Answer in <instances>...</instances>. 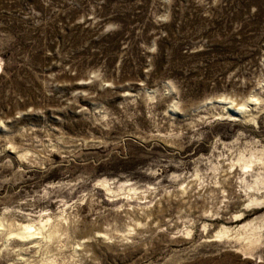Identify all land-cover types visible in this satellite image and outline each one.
Returning a JSON list of instances; mask_svg holds the SVG:
<instances>
[{
	"label": "rangeland",
	"instance_id": "rangeland-1",
	"mask_svg": "<svg viewBox=\"0 0 264 264\" xmlns=\"http://www.w3.org/2000/svg\"><path fill=\"white\" fill-rule=\"evenodd\" d=\"M0 264H264V0H0Z\"/></svg>",
	"mask_w": 264,
	"mask_h": 264
},
{
	"label": "bare ground",
	"instance_id": "bare-ground-1",
	"mask_svg": "<svg viewBox=\"0 0 264 264\" xmlns=\"http://www.w3.org/2000/svg\"><path fill=\"white\" fill-rule=\"evenodd\" d=\"M224 100H226V99H224ZM229 102H230V100H229ZM251 102L252 103H256L257 99L256 98H249V99H247L245 101H242V102H236V103L235 102L234 103L230 102V106L232 107V110L234 112L243 113V112H245L246 110L249 109ZM30 227H32V226H30ZM30 227L29 226H25L21 233L22 234L28 233L27 235H32L33 233L28 230V228H30Z\"/></svg>",
	"mask_w": 264,
	"mask_h": 264
},
{
	"label": "water",
	"instance_id": "water-1",
	"mask_svg": "<svg viewBox=\"0 0 264 264\" xmlns=\"http://www.w3.org/2000/svg\"><path fill=\"white\" fill-rule=\"evenodd\" d=\"M229 113L232 115H236V112H234L232 109H228Z\"/></svg>",
	"mask_w": 264,
	"mask_h": 264
}]
</instances>
